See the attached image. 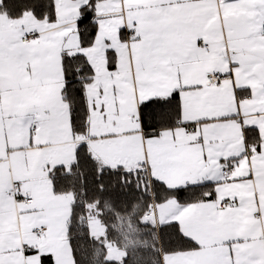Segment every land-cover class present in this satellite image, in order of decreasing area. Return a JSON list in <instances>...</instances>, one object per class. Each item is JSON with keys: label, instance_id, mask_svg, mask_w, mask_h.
<instances>
[{"label": "snow or ice", "instance_id": "obj_1", "mask_svg": "<svg viewBox=\"0 0 264 264\" xmlns=\"http://www.w3.org/2000/svg\"><path fill=\"white\" fill-rule=\"evenodd\" d=\"M61 239L72 264H264V0H0V264Z\"/></svg>", "mask_w": 264, "mask_h": 264}, {"label": "trees", "instance_id": "obj_2", "mask_svg": "<svg viewBox=\"0 0 264 264\" xmlns=\"http://www.w3.org/2000/svg\"><path fill=\"white\" fill-rule=\"evenodd\" d=\"M121 216L119 220H117V228L120 227V221H123L124 228L122 231L119 232H112L109 230V236H110V241H106L105 243H110L116 247H120V249L123 250V246L126 243L127 239V233L129 231L135 233L137 231L139 232H148L149 228L147 225L140 224L139 221L141 219H151V216L149 215L150 212L144 213L143 216L140 215L144 210L141 207L136 215H133L130 211H125L124 209H121ZM113 218V214L109 213L106 215L105 219L106 220H111ZM101 255H103V249H101ZM98 264H102V262H98Z\"/></svg>", "mask_w": 264, "mask_h": 264}, {"label": "crops", "instance_id": "obj_3", "mask_svg": "<svg viewBox=\"0 0 264 264\" xmlns=\"http://www.w3.org/2000/svg\"><path fill=\"white\" fill-rule=\"evenodd\" d=\"M97 227V225L95 226ZM97 229H100V233H103V227H97ZM17 231L20 233L21 236H23V225H20L17 229ZM117 247L110 244L109 248V254H116ZM50 251L55 252V259L59 262V264H72V253L67 247V241L66 240H58L55 242V245L52 249H49ZM122 250V249H121Z\"/></svg>", "mask_w": 264, "mask_h": 264}, {"label": "rangeland", "instance_id": "obj_4", "mask_svg": "<svg viewBox=\"0 0 264 264\" xmlns=\"http://www.w3.org/2000/svg\"><path fill=\"white\" fill-rule=\"evenodd\" d=\"M96 225H97V224H94V225H93L94 229H95L96 231L101 232L102 230L100 231V229H97V227H101V226H100V225H97V227H95Z\"/></svg>", "mask_w": 264, "mask_h": 264}, {"label": "built area", "instance_id": "obj_5", "mask_svg": "<svg viewBox=\"0 0 264 264\" xmlns=\"http://www.w3.org/2000/svg\"><path fill=\"white\" fill-rule=\"evenodd\" d=\"M149 215L151 216V213H149Z\"/></svg>", "mask_w": 264, "mask_h": 264}]
</instances>
